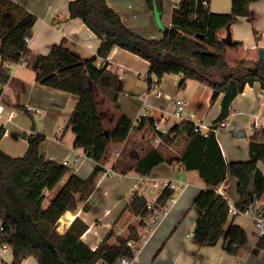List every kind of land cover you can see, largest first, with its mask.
Instances as JSON below:
<instances>
[{"label":"trees","instance_id":"16d2710c","mask_svg":"<svg viewBox=\"0 0 264 264\" xmlns=\"http://www.w3.org/2000/svg\"><path fill=\"white\" fill-rule=\"evenodd\" d=\"M153 8V0H146ZM211 0H178L171 12V23L161 29L160 39L144 37L128 27L119 13L107 0H70L71 17H80L101 39L98 55L82 59L63 42L55 44L47 55H38L33 69L36 80L53 88L66 90L79 96L68 126L76 134L74 146L91 157L96 166L87 178L73 172V168L46 158L41 146L46 136L35 129L26 135L29 147L23 156L12 157L1 148L5 128L0 127V219L6 234L0 244L7 243L13 250L11 264H21L34 256L39 264H113L119 257H135L131 240H140L142 234L136 225L129 226L127 237L118 236L111 243V229L92 249L78 234L58 230L60 218L67 211H76L80 200L93 190L96 179L104 170L106 152L111 140L123 142L130 134L133 121L121 114L115 128H107L97 98L96 87L112 101L118 98V76L106 65L97 66V57L108 58L112 50L122 47L149 61L148 80L153 83L166 74H182L185 79H195L217 93H224L221 112L214 120L212 130L205 135L195 131L193 122L184 121L174 126L176 138L166 136V143H174L186 136L187 142L180 155L168 159L164 152L149 147L135 163L144 175L164 162L177 160L187 170L198 171L206 183L193 202L201 214L194 229V240L202 245L211 243L222 234L230 216L228 200L216 188L234 177L237 180L236 206L245 210L256 198L264 195V173L258 166L264 161L262 130L250 137V159L228 162L217 139L216 128L226 119L233 100L246 84L259 82L264 90V60L260 47L248 46L233 40L225 43L221 31L235 23L240 16L257 22L262 13L252 4L259 0H233L229 13L213 12L203 2ZM37 17L15 0H0V95L10 81L11 73L6 63H16L22 56L29 59L28 39ZM29 62V61H28ZM257 68V70H255ZM154 118L141 119L138 130L152 129ZM63 186L45 206L47 191H53L65 178ZM88 193V194H87ZM174 190L167 188L157 199L158 206L167 204ZM79 195V196H78ZM148 199L135 192L126 208L135 215L148 213ZM246 230L234 221L228 227L224 249L233 255L247 246Z\"/></svg>","mask_w":264,"mask_h":264},{"label":"crops","instance_id":"0c3cea01","mask_svg":"<svg viewBox=\"0 0 264 264\" xmlns=\"http://www.w3.org/2000/svg\"><path fill=\"white\" fill-rule=\"evenodd\" d=\"M15 1L35 14L37 20L32 28V37L28 42L30 49L28 64L12 63L10 66L11 78L2 95L6 111L0 118V127L5 128L1 148L12 157L23 156L29 147L26 135L34 131L35 123L36 131L46 136L41 146V151L46 158L62 163L64 159L72 160L78 153H81L82 156L73 172L82 178H87L94 170L96 162L82 149L74 146L76 134L72 126H68L79 96L39 83L36 80V71L33 66L38 55L49 54L55 44L62 42L82 59L97 56L101 39L82 18L70 16V0ZM232 1L211 0L209 8L213 12L229 13L232 9ZM107 2L133 31L148 38L160 39L162 37L153 8H150L146 0H107ZM177 2L178 0H163V7H169L172 12ZM252 5L262 13V17L257 22H252L247 16H240L231 25L232 39L244 42L248 46L263 48L264 0L256 1ZM169 18L168 26L171 23V14ZM226 32V28L222 29V37L226 35ZM96 64L97 66L106 65L118 76L116 102L96 87L106 127L115 128L122 113L133 121L134 127L123 142L111 140L103 162L104 170L98 175L93 190L86 199L80 200L76 211H67L60 218L61 224L58 230L61 233L70 231L78 234L92 249L97 247L111 229L114 231L111 243H116L118 236L127 237L130 225H136L140 229L142 239L148 235L143 229L148 225L149 220H144L141 215H136L139 219L137 224H134L135 221L131 219L126 220L124 224L120 222L126 213H132L126 208L128 203L117 207L118 209L101 205L105 196L122 191L129 190L127 194L130 200L139 186L140 177L144 174L134 165L146 153L150 146L149 143L154 145L153 142L157 141L153 127V130L148 126L137 129L141 119L143 117L158 119L162 115L169 114L173 109L171 98L180 97L188 113L193 114L197 120L209 124L219 116L224 96V93L219 94L198 80L185 79L182 74H166L159 81L153 75V83L150 84L148 80L149 61L119 46L112 50L108 58L98 56ZM231 107V112L225 120L226 125L219 126L216 130L217 139L228 162L247 161L251 158L250 137L255 131H263L260 139L264 143V90L261 84L259 82L246 84L244 90L233 100ZM12 110H15V115L12 119H7V115ZM255 115L262 117L261 128L252 127ZM171 119L169 117V121ZM181 137L183 142L178 143L177 147L182 146L183 151L187 137ZM174 143H171L170 148L174 147ZM180 153L178 152L176 156ZM110 166L114 167V175L117 176L118 182L107 185L105 182L110 176L103 177L101 173ZM258 166L264 173V161H259ZM156 171L158 173L155 175ZM149 176L175 177L188 185L180 193H176L177 201L169 206L168 214L155 227L147 243L139 245L140 249L136 250V257L132 264L141 262L140 254L153 237H157L159 243L147 251L148 259H152L151 264H264V237L256 241L255 222L247 214L230 215L222 234L211 243L200 245L194 240L193 235L187 236L188 233L180 238L173 236L177 228L176 224L189 211L194 210V229L197 218L201 214L197 207L192 208L195 198L201 190L206 188V183L198 171L187 170L181 162L173 160L171 163L164 161L156 165ZM67 177L68 175L63 182L67 180ZM104 186L106 188H103ZM221 186L233 198L238 197L237 180L234 177L228 178ZM101 189L103 190L101 199L96 200ZM56 191V188L53 191H47L53 194L47 205L56 195ZM123 197L124 195H119L120 201ZM260 199L264 202V195ZM88 204L90 207L85 208ZM232 221L242 226L249 236L247 246L243 247L238 255L230 254L224 249L226 232ZM117 222H120V228ZM13 259L11 246L5 249L1 243L0 264H11ZM21 264L39 263L34 256H28Z\"/></svg>","mask_w":264,"mask_h":264},{"label":"built area","instance_id":"2783aa9c","mask_svg":"<svg viewBox=\"0 0 264 264\" xmlns=\"http://www.w3.org/2000/svg\"><path fill=\"white\" fill-rule=\"evenodd\" d=\"M204 6H208V1L203 2ZM30 39H28L29 41ZM12 63H6L5 66L7 69H10ZM14 64H28L27 56H22V58L14 63ZM8 86V83L4 85V91L6 90V87ZM4 91L2 95L4 94ZM2 95H0V118L3 117L5 114L6 108L5 104L2 101ZM171 106L172 111L169 112V114L162 115L158 119H154L153 129L158 135V140L153 142L154 145L160 144L161 141L165 142L163 140L164 137L170 136L173 139L176 138L177 133L174 132V126L184 122V121H190L194 124L195 131H201L205 135L208 134V132L213 128L214 122L212 123H206L203 121L197 120L193 114H190L187 112V108L183 103V100L180 97H173L171 98ZM15 110H12L9 115H7V119H12V117L15 115ZM169 117L172 119L169 121ZM254 120L252 123L253 128H261L262 126V117H259L258 115L254 116ZM226 119L222 120L219 124L220 126L226 125L225 122ZM169 125L167 127H164V123H168ZM218 128V127H217ZM217 128L215 130H217ZM166 143V142H165ZM155 146V147H156ZM82 156L81 153H78L72 160L64 159L62 161L63 164L68 165L72 168L76 167L79 163L80 157ZM103 177L105 176H114L115 171L114 167L110 166L105 169L103 173H101ZM188 183L182 181L181 179L175 178V177H156V176H149V175H143L140 177L139 180V186H137L136 191L140 195L146 196L149 192H152L153 189L155 191L156 198L153 201H148L146 208L148 210V213L143 216L144 220L148 219L149 223L147 226H144V232L145 234H148L145 236L144 239L140 240H131L129 241V244L133 247L135 250V257H136V250L139 248V245L141 243L146 244L150 236L153 234L155 227L160 223V221L168 214L169 206L171 204H174L177 201L176 193H180L184 188H186ZM170 188L174 190L173 195L169 198L168 202L164 206H158L157 205V199L162 195L165 189ZM216 192L222 196H224L230 205V215L231 216H237L242 214H247L251 216L254 219L255 226L257 229V240L264 237V202L261 199L256 198L255 201L250 204L245 210H240L236 206V199L233 198L227 191H225L222 186H218L216 189ZM6 228L4 225V222L0 219V236H3L6 234ZM142 234V233H141ZM194 232H189L187 236H192ZM7 246H9L7 243H3V247L6 249ZM140 249V248H139ZM138 249V250H139ZM135 257H128V256H121L119 257L113 264H132Z\"/></svg>","mask_w":264,"mask_h":264},{"label":"rangeland","instance_id":"374dc122","mask_svg":"<svg viewBox=\"0 0 264 264\" xmlns=\"http://www.w3.org/2000/svg\"><path fill=\"white\" fill-rule=\"evenodd\" d=\"M170 12V13H169ZM170 14H171V11L169 9V7H163V14H162V18H161V25H159V23L157 22V26L162 29L164 28L165 26H168L169 24V17H170ZM163 26V27H162ZM1 41V39H0ZM214 112V109L212 110V113ZM169 125V122L168 123H164V127H167ZM230 129V127H229ZM153 130V129H152ZM156 134V140H158V135L157 133ZM220 136L222 137V134H220ZM183 142V139L182 137H178L175 141V145L173 148H170L172 145L171 143H165L163 141L160 142V144H158L157 146L156 145H151L149 143V147H155V148H158L160 150H162L164 152V154L166 155V157L168 159H171V158H175L176 154L178 152H182V146L180 147H177L178 143H182ZM73 171H74V168H73ZM155 175L158 173L157 171L154 172ZM117 183L118 182V178L116 175H114L113 178H108L105 182V184H110L111 183ZM63 181L56 187V193L60 190V188L63 186ZM103 188H106L105 186ZM126 190V189H125ZM128 190V189H127ZM129 191V190H128ZM127 191V192H128ZM187 191V190H185ZM126 191H122L121 193H111L109 196H105V200L101 202V205L102 206H105V207H110V208H114V209H118L119 206L121 205H125V203L127 204L129 202V195L127 194V192L125 193ZM185 194H187L188 192H184ZM88 194V193H87ZM103 194V190L101 189L99 191V193L97 194L96 196V200H100V196ZM52 192L51 193H47L46 194V198H45V201H44V205H47L48 204V201L49 199L51 198L52 196ZM89 195V194H88ZM119 195H124L122 201H120L119 199ZM230 195V194H229ZM88 197V196H87ZM146 197V196H145ZM148 201H153L155 198H156V195H155V191L153 189L152 192H149L147 194V197ZM84 200V199H83ZM90 204L86 205L85 208H88L90 207L89 206ZM190 206V205H189ZM118 207V208H117ZM195 206H193L192 204V208H194ZM189 209V208H188ZM195 209V208H194ZM191 210V209H190ZM101 212V209L99 210ZM193 217H194V210L191 212L189 211L180 221H178V223L176 224L177 225V228L175 229L176 231H174V234L173 236H175L176 238H180L181 236H184L186 235L187 233H191L192 231L194 232V225H193ZM132 220V221H135L134 224H137L139 223V219L138 217H136V215L133 213L131 214H128L126 213L122 218H121V223H125L126 220ZM120 222H117V226H119L120 228ZM59 224H61V221L59 220V223H58V227H59ZM169 224H170V221H169ZM128 232V231H127ZM74 233V232H73ZM129 233V232H128ZM160 235V234H159ZM175 239V238H174ZM168 242V241H167ZM166 242V243H167ZM117 243V242H116ZM159 243V239L156 238H151V240L149 241V243L147 244V246L145 247V249L143 250V252H141L140 254V257H141V262H137V263H134V264H151V260L152 259H148V256H147V251L148 249H150L151 247H154L155 244H158ZM171 243V242H170ZM178 243V242H177ZM100 264H105L103 261H101Z\"/></svg>","mask_w":264,"mask_h":264},{"label":"water","instance_id":"95a60500","mask_svg":"<svg viewBox=\"0 0 264 264\" xmlns=\"http://www.w3.org/2000/svg\"><path fill=\"white\" fill-rule=\"evenodd\" d=\"M153 11L156 21L159 23V25H161V18L163 14V0H153ZM226 31V35L222 37V40L225 43H231L233 39L230 24L226 26ZM260 56L264 60V47L260 49ZM255 70H257V68H255Z\"/></svg>","mask_w":264,"mask_h":264},{"label":"bare ground","instance_id":"6f19581e","mask_svg":"<svg viewBox=\"0 0 264 264\" xmlns=\"http://www.w3.org/2000/svg\"><path fill=\"white\" fill-rule=\"evenodd\" d=\"M64 219V218H63Z\"/></svg>","mask_w":264,"mask_h":264}]
</instances>
